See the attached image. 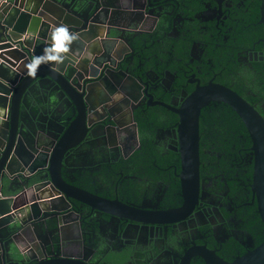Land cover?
I'll return each instance as SVG.
<instances>
[{
    "label": "flooded vegetation",
    "instance_id": "flooded-vegetation-1",
    "mask_svg": "<svg viewBox=\"0 0 264 264\" xmlns=\"http://www.w3.org/2000/svg\"><path fill=\"white\" fill-rule=\"evenodd\" d=\"M133 2L138 7L132 17L139 19L138 23L129 22L130 15L111 11H124L123 3L115 1L113 8L107 7V15L126 28H110L108 33L105 29L103 37L92 45L93 55L73 57L96 77L85 86L90 124L80 143L65 155L61 177L66 184L102 198L135 207L170 209L180 206L182 197L180 159L174 150L178 115L168 107L177 108L197 85L209 82L227 86L243 97L234 88L238 84L250 94L238 79L264 73V27L259 18L256 20L260 0ZM156 44L164 46L161 55L154 54ZM71 73L66 71L67 76ZM225 75L230 84L222 81ZM81 76L78 72L75 80L79 87L84 82ZM44 89V99L48 100L52 88L46 84ZM57 95L60 109L67 112L65 117L70 116L71 105L59 91ZM159 109L177 116L172 126H164L165 121L155 126ZM48 111L50 115L39 116V121L59 129L63 117ZM154 126L156 143L173 152H161L160 157L174 155L171 164L159 167L158 173L156 153L138 151ZM39 138L46 146L42 135ZM172 166L176 176L172 183L177 179V190L165 179ZM41 177L48 180L47 173ZM200 186L202 196L193 212L182 221L168 224L126 220L93 210L73 198L56 199L60 211H48L36 218L28 235L33 240L22 257L29 263L49 256H70L88 264H178L193 243L205 244L219 257H231V238L240 244L237 252L256 246L232 202L223 201L225 192L218 195L209 191V183ZM46 191L50 193L51 189ZM250 196L248 204L255 202ZM47 217L50 223L45 222ZM192 260L203 263L199 256H192L189 264Z\"/></svg>",
    "mask_w": 264,
    "mask_h": 264
},
{
    "label": "water",
    "instance_id": "water-1",
    "mask_svg": "<svg viewBox=\"0 0 264 264\" xmlns=\"http://www.w3.org/2000/svg\"><path fill=\"white\" fill-rule=\"evenodd\" d=\"M115 1L123 3L124 11L111 10L114 13L132 17L138 7L133 0L0 2V264H88L70 256H49L34 263L25 262L22 257V252L27 251L33 240L30 239L32 224L43 213L60 211L55 204L59 198H73L93 210L131 221L168 224L188 217L202 196L199 116L201 109L211 103L228 105L246 128L251 142L252 176L249 186L264 226V118L238 93L219 83L197 85L177 108L168 107L178 115L174 150L180 159V206L163 210L135 207L70 186L62 179L65 155L80 143L90 124L85 86L96 77L81 68L73 57L75 54L93 55L92 45L98 37H103L105 29L108 33L110 28H126L125 24L112 21L111 15H107V7L113 8ZM138 21L132 17L129 22L136 24ZM259 23L264 27V0H260ZM61 25H67L70 31L78 33L79 39L72 43L63 63L41 64L35 77L30 76L26 65L51 45L52 30ZM262 41L264 44V38ZM93 69L98 71V68ZM66 71H72L70 76ZM78 72L84 78L81 87L75 82ZM46 84L52 88L47 102L63 117V122L59 119V129L53 124L54 129L48 126L51 123L46 121L41 124L38 117L40 108H31L37 106L32 92L37 89L44 91ZM57 91L71 105L70 116L65 117L67 112L60 109ZM25 112L29 116H25ZM41 135L47 141L46 146H42L39 140ZM44 173L48 174L47 181L41 177ZM47 188L51 189L50 193ZM46 221L51 222L50 218ZM20 243L23 244L22 252ZM17 252L21 257H16ZM192 256H199L204 264H264V239L231 261L219 257L205 244L193 243L178 264H189Z\"/></svg>",
    "mask_w": 264,
    "mask_h": 264
},
{
    "label": "trees",
    "instance_id": "trees-1",
    "mask_svg": "<svg viewBox=\"0 0 264 264\" xmlns=\"http://www.w3.org/2000/svg\"><path fill=\"white\" fill-rule=\"evenodd\" d=\"M259 18H256V20ZM260 24V23H259ZM261 27V26H260ZM154 54L161 55L164 46L156 44ZM143 51V50H142ZM147 51V50H146ZM145 51V52H146ZM214 55V53H213ZM217 57V56H216ZM149 64H153L150 62ZM257 70V65H253V71ZM239 82L246 85L250 94L246 93L241 85L235 84L234 88L250 103L264 118V73L262 75H254L251 73L248 76L239 77ZM223 82L230 84L228 76H223ZM159 119L155 126H161L162 121H165L164 126H172L177 120V116L169 110L159 109ZM162 117V118H161ZM152 127L151 135L147 141L141 145L138 151L151 150L156 153V168L155 173H158L159 167H168L171 164L174 155H168L162 159L159 155L161 152L173 153L172 150L165 148L156 143L154 139V129ZM142 136H144L142 127L139 126ZM250 138L246 128L239 116L226 104L211 103L201 109L199 116V176L201 185L209 183L207 189L222 197L223 201L232 202V207L238 214L237 217L244 224V230L247 231L255 240V245H258L264 239V226L256 211V204L250 203V187L252 176V163L250 162ZM176 172L179 170L176 165ZM174 166L167 171L165 179L167 181L175 180ZM177 190L178 181L172 183ZM226 213L227 210L224 209ZM207 229V225L203 230ZM261 229V233L259 232ZM229 252L231 257L220 256L224 260L231 261L235 255L242 254L237 252L240 249V244L231 238L229 240ZM16 257L21 255L17 252ZM191 264H204L194 262Z\"/></svg>",
    "mask_w": 264,
    "mask_h": 264
},
{
    "label": "clouds",
    "instance_id": "clouds-1",
    "mask_svg": "<svg viewBox=\"0 0 264 264\" xmlns=\"http://www.w3.org/2000/svg\"><path fill=\"white\" fill-rule=\"evenodd\" d=\"M79 39V34L70 31L67 25H61L52 30L51 45L44 49L42 55L34 57L27 65L28 74L35 77L41 64L64 62L70 52L71 45ZM2 111V110H0Z\"/></svg>",
    "mask_w": 264,
    "mask_h": 264
},
{
    "label": "crops",
    "instance_id": "crops-1",
    "mask_svg": "<svg viewBox=\"0 0 264 264\" xmlns=\"http://www.w3.org/2000/svg\"><path fill=\"white\" fill-rule=\"evenodd\" d=\"M1 1H3V0H0V2ZM44 98H46V93L44 91L37 89L36 92H32V99L37 102V106H32L31 108L32 109L40 108L39 109V116H41V118H43V116L45 114L50 115L49 113H47V110H49L48 112L53 111L52 108L50 107V104ZM25 115H26V112H25ZM42 123H44V121ZM19 247H20V249L23 248V244L20 243Z\"/></svg>",
    "mask_w": 264,
    "mask_h": 264
},
{
    "label": "rangeland",
    "instance_id": "rangeland-1",
    "mask_svg": "<svg viewBox=\"0 0 264 264\" xmlns=\"http://www.w3.org/2000/svg\"><path fill=\"white\" fill-rule=\"evenodd\" d=\"M211 197V196H210ZM211 201L212 202H214V203H216L217 202V200H216V198L213 196V197H211ZM216 220V219H215ZM213 223H215L214 222V220H213ZM23 251H25V250H23ZM20 252H22V248L20 249ZM23 254H24V256H25V252H22Z\"/></svg>",
    "mask_w": 264,
    "mask_h": 264
}]
</instances>
